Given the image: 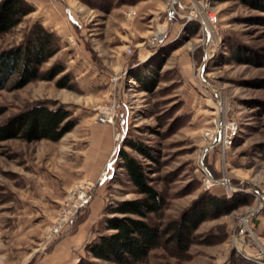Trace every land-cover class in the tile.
Returning a JSON list of instances; mask_svg holds the SVG:
<instances>
[{
  "label": "rangeland",
  "instance_id": "1",
  "mask_svg": "<svg viewBox=\"0 0 264 264\" xmlns=\"http://www.w3.org/2000/svg\"><path fill=\"white\" fill-rule=\"evenodd\" d=\"M130 8L136 14L128 15ZM263 8L253 0H43L41 10L35 5L0 33L2 51L41 21L57 34L60 48L40 70L56 63L64 68L23 85L17 75L10 78L0 89V126H12L39 102L64 106L73 122L59 139H0V264H49L53 250L83 223L93 240L117 202L138 198L120 149L144 163L163 194L164 207L149 215L163 231L205 193L245 200L203 221L187 251L165 234L132 264H264ZM62 25L72 32L60 31ZM153 57L164 59L146 89L134 74ZM217 107L225 120L235 119L238 131L230 146L218 143L206 152ZM109 111L113 121L102 120ZM132 140L151 155L127 144ZM108 143L105 175L95 174L93 162ZM204 164L220 182L206 185ZM78 180L98 186L65 233L46 244V229ZM88 243L77 250L80 259Z\"/></svg>",
  "mask_w": 264,
  "mask_h": 264
},
{
  "label": "trees",
  "instance_id": "2",
  "mask_svg": "<svg viewBox=\"0 0 264 264\" xmlns=\"http://www.w3.org/2000/svg\"><path fill=\"white\" fill-rule=\"evenodd\" d=\"M252 1V0H251ZM264 7V0H253ZM264 9V8H263ZM35 5L29 0H0V33L8 31L18 24L23 17L34 11ZM198 31V25L191 28ZM60 48L57 34L36 21L24 41L20 44L0 51V89L6 82L17 75L19 85L42 77L53 78L64 68L62 64H54L45 72H41L40 64L46 61ZM164 58L168 54H164ZM163 58V59H164ZM162 57H153L141 70L134 74L135 78L151 89L153 77L162 65ZM62 85L63 81H59ZM70 110L64 106H52L39 102L25 109L12 126H0V139L20 135L28 140L48 137L59 139L73 126L69 120ZM130 146L150 156L151 153L141 146V142L129 141ZM130 179L141 195L135 199L122 200L111 209L112 216L104 219L103 231L86 245L87 256L81 257L77 264H99V261L117 264H132L143 261L150 251L157 247L163 236L173 241L178 249L185 252L193 243L194 232L208 218H216L245 204L244 199H228L226 196L205 193L178 220L172 221L165 231L149 221L151 213H159L165 205L161 191L151 183L144 163L128 150H121Z\"/></svg>",
  "mask_w": 264,
  "mask_h": 264
},
{
  "label": "built area",
  "instance_id": "3",
  "mask_svg": "<svg viewBox=\"0 0 264 264\" xmlns=\"http://www.w3.org/2000/svg\"><path fill=\"white\" fill-rule=\"evenodd\" d=\"M136 10L130 8L127 10L128 15L136 14ZM208 15H210L209 11ZM193 15L195 17L200 16L202 19H205L204 23L206 24V29L211 32V27L207 24V19L200 14L201 11H198V8H193ZM192 14V13H191ZM192 16V15H190ZM211 20V18H210ZM208 32V35H209ZM206 35V33H205ZM222 108L217 107V115L214 119V126L210 129L208 128L207 134L210 135V142L206 147V152L213 146L218 143H221L224 146H230L233 142V138L238 131V124L235 119H224ZM115 112L109 111L105 112L101 117L102 120L113 121ZM214 135V136H213ZM205 171V183L208 187H211L215 183L220 182V179H217L212 173L211 169L205 164L202 167ZM100 183V181H99ZM97 183L87 180H78L66 193L65 198L62 203V207L59 211V214L56 220L49 225L45 232V243L48 244L53 240H56L60 235L65 233L66 229L71 225L75 216L79 211L89 202L92 193L95 191Z\"/></svg>",
  "mask_w": 264,
  "mask_h": 264
},
{
  "label": "crops",
  "instance_id": "4",
  "mask_svg": "<svg viewBox=\"0 0 264 264\" xmlns=\"http://www.w3.org/2000/svg\"><path fill=\"white\" fill-rule=\"evenodd\" d=\"M30 1V0H29ZM43 0H31L36 6L37 10H41V3ZM45 1V0H44ZM71 12V13H70ZM45 12H41L40 15H44ZM69 13L72 15V11L70 9ZM73 17V16H71ZM75 17V16H74ZM71 22L73 21L74 23H79V19L77 20H70ZM73 24V23H71ZM65 29L64 26L62 25L60 27V31L63 33H71L72 31L69 29L68 31V26ZM106 128L109 126L108 124H103ZM111 134H112V129H111ZM104 147V144L101 146V149ZM110 149V143L107 144L105 153H102L100 151V154L96 160H94V168L93 170L96 171L95 174H103L104 173V164H105V159L107 158L108 151ZM101 158V161L98 166H96L99 158ZM106 157V158H105ZM94 174V175H95ZM105 175V174H103ZM92 233V232H91ZM91 233L88 231V225H86V222L83 223L82 227L80 228L79 232L76 234L70 236L68 239L62 243L61 247L58 249L53 250L54 252L51 254L50 257V262L49 264H77V262L80 259V254L77 252L78 249L81 248V246L86 243V242H91L90 236ZM90 240V241H89Z\"/></svg>",
  "mask_w": 264,
  "mask_h": 264
},
{
  "label": "bare ground",
  "instance_id": "5",
  "mask_svg": "<svg viewBox=\"0 0 264 264\" xmlns=\"http://www.w3.org/2000/svg\"><path fill=\"white\" fill-rule=\"evenodd\" d=\"M214 136V135H213Z\"/></svg>",
  "mask_w": 264,
  "mask_h": 264
}]
</instances>
